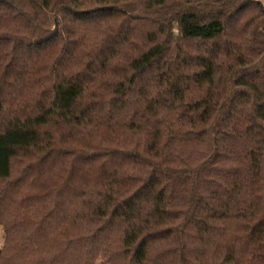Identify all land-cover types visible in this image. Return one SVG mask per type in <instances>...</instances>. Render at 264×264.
<instances>
[{
	"label": "trees",
	"instance_id": "16d2710c",
	"mask_svg": "<svg viewBox=\"0 0 264 264\" xmlns=\"http://www.w3.org/2000/svg\"><path fill=\"white\" fill-rule=\"evenodd\" d=\"M0 264H264V0H0Z\"/></svg>",
	"mask_w": 264,
	"mask_h": 264
},
{
	"label": "rangeland",
	"instance_id": "374dc122",
	"mask_svg": "<svg viewBox=\"0 0 264 264\" xmlns=\"http://www.w3.org/2000/svg\"><path fill=\"white\" fill-rule=\"evenodd\" d=\"M3 244H4V229L2 225H0V250L2 249Z\"/></svg>",
	"mask_w": 264,
	"mask_h": 264
}]
</instances>
